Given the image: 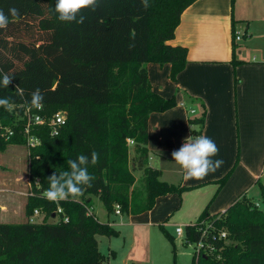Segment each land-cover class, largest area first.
I'll list each match as a JSON object with an SVG mask.
<instances>
[{
    "label": "trees",
    "instance_id": "16d2710c",
    "mask_svg": "<svg viewBox=\"0 0 264 264\" xmlns=\"http://www.w3.org/2000/svg\"><path fill=\"white\" fill-rule=\"evenodd\" d=\"M195 1L148 0L145 8L141 0H98L95 11L83 10V24H66L54 11L56 0H0L6 14L13 7L20 13L0 30V69L14 74L7 89L0 87V96L11 97L17 105L12 113L0 109V151L10 144H27L25 109L34 90L44 95V115L68 111L67 123L57 135H51L48 125L32 127L41 143L30 152L29 177L35 191L30 201L44 205L47 220L31 222L38 208L27 204L26 221L0 222V264H110L99 251L97 235L118 231L91 210V195L100 197L109 213L119 205L121 213L135 215L153 209L159 196L183 191L181 183L163 180L161 169L149 164L150 115L169 110L178 101L176 95L153 91L147 63H170L169 77L177 81L188 63V47L169 41L175 38L183 12ZM13 25L23 31L16 43L9 41ZM233 36L235 40V29ZM235 53L234 47L232 63L237 66L242 61ZM201 106V114L189 118L193 137L202 135L206 125L208 109L202 100ZM129 139L135 142V160L143 173L140 186L128 166ZM92 151L100 159L89 165L95 179L81 197L59 204L43 198L49 176L67 170L68 159ZM234 168L219 179L220 184ZM258 182L264 201V183ZM58 207L69 221L48 220ZM206 223L227 230L228 240L215 243L220 256L193 253L191 264H264V211L259 202L242 194L223 212L205 211L188 226L186 240L201 239L199 227Z\"/></svg>",
    "mask_w": 264,
    "mask_h": 264
},
{
    "label": "rangeland",
    "instance_id": "374dc122",
    "mask_svg": "<svg viewBox=\"0 0 264 264\" xmlns=\"http://www.w3.org/2000/svg\"><path fill=\"white\" fill-rule=\"evenodd\" d=\"M250 1L254 11L249 13L242 7L238 17L248 14L251 34L245 33L246 22H236L235 29L236 33L240 31L243 34L240 40L235 38L237 58L242 61L238 64L241 66L239 73L236 70L234 72L237 140L236 155L231 168L233 166L235 168L224 184L219 182L222 176L218 180L204 182L202 185L184 182L182 184L184 189L180 194L172 193L175 195L173 197H177L176 199L170 196L165 201H158L152 212L147 211L139 215L117 214L115 210L109 213L101 198L91 195L93 202L91 210L101 221L110 223L118 231L111 236L97 235L99 251L105 257H109L110 264H191L195 242L186 240L187 228L196 224L205 211L210 214L220 213L232 204L233 200L222 208L220 197H218L220 193L234 190L230 180L234 179L233 182L236 183L245 176L247 179L252 178L247 185L248 188L246 187L240 193H244L256 203L259 202L260 208L264 211L261 185L258 182L260 180L264 183V0ZM235 4L236 0L233 2L234 7ZM12 29L14 36L9 41L14 39L13 42L16 43L19 37H22V27L13 25ZM240 84L243 90L241 109L238 100ZM198 114L199 112L190 113V116ZM256 139L259 141L258 154H256L257 150L253 149ZM65 144L54 146L53 149L57 151ZM30 152L31 147L24 143L10 144L0 151V219L3 222L26 221L27 204L30 208L34 206L40 211L34 217L35 222L46 219V213L42 209L44 205L34 200L30 201V197L35 194L29 177ZM135 156V146L131 144L128 166L137 179L136 186H140L143 173L138 168ZM152 159H149V164L152 163L156 168L163 169L165 164L171 170L181 169L173 159L171 161ZM169 175L174 179L177 173L172 172ZM180 181L174 183L179 184ZM6 212L9 215H1ZM59 217H52L53 219L50 217L48 220L57 222ZM178 226L184 229V235L176 233ZM169 235L174 243L168 237ZM233 242L237 241L233 240Z\"/></svg>",
    "mask_w": 264,
    "mask_h": 264
},
{
    "label": "crops",
    "instance_id": "0c3cea01",
    "mask_svg": "<svg viewBox=\"0 0 264 264\" xmlns=\"http://www.w3.org/2000/svg\"><path fill=\"white\" fill-rule=\"evenodd\" d=\"M242 7L249 13L254 11L250 0H236L235 7L233 0H196L183 12L175 38L169 41L174 45L188 47V63L178 75L177 81H173L169 77L170 63L164 65L156 62L147 63L153 91L165 97L176 95L178 101L175 107L164 112H152L150 115L148 143L150 159H152L151 157H155L152 160L160 159L161 161L173 159L172 152L178 150L185 139L192 136V128L189 123L190 113L199 112L198 115L201 114L202 100L208 109L202 135L211 138L219 149L218 155L213 159L223 160L222 166L204 179L187 181L183 179L182 169L171 170L163 164L164 168L161 169L163 180L171 183L181 180L179 184L186 182L191 185H202L204 182L218 180L231 168L234 162L237 140L234 72L236 70L239 73L241 68L240 65L234 66L232 63L234 47L236 52V41L233 36V29L237 28L236 22H246L245 33L251 34L248 14L238 17V12ZM235 54L237 58V52ZM195 97L198 100L193 101L192 99ZM238 100L241 109L243 104L241 84ZM254 143L256 145L254 144L253 149L257 150L256 154H258V139ZM150 164L154 166L152 163ZM172 172L177 173L176 177L173 176L176 180L169 177V173ZM233 180L229 182L234 190L220 193L218 196L222 208L244 194L240 192L246 189L252 178L247 179L245 176L236 183ZM170 196L172 199L177 198L173 197L174 194L159 196L156 204L158 201H165ZM153 209L149 212H152ZM1 215L6 216L9 213H1ZM0 222L3 221L0 219Z\"/></svg>",
    "mask_w": 264,
    "mask_h": 264
},
{
    "label": "clouds",
    "instance_id": "9594fccd",
    "mask_svg": "<svg viewBox=\"0 0 264 264\" xmlns=\"http://www.w3.org/2000/svg\"><path fill=\"white\" fill-rule=\"evenodd\" d=\"M143 7L149 6L148 0H141ZM98 7V0H56L54 11L58 14V19L66 24H83L86 17L82 14L83 10L91 9L95 11ZM19 10L9 8L7 14L0 8V30H6L10 17L19 18ZM14 79V74L4 72L0 69V87L7 89ZM18 94L23 90L19 85L16 86ZM28 110H43L44 95L40 89L31 93L30 101L27 102ZM17 105L8 96H0V109L12 113ZM64 123V121H60ZM219 153L216 143L205 135L188 137L178 150L172 152L173 161L183 170V179L201 180L208 174L214 173L222 166L223 160L213 159ZM100 154L92 151L90 154H81L76 159L66 161L67 170L59 173L54 172L48 179V187L42 192L43 198L50 203L59 204L68 199H78L83 195L85 187H91L95 179L89 171V165L95 166L99 163ZM259 206V205H257Z\"/></svg>",
    "mask_w": 264,
    "mask_h": 264
},
{
    "label": "built area",
    "instance_id": "2783aa9c",
    "mask_svg": "<svg viewBox=\"0 0 264 264\" xmlns=\"http://www.w3.org/2000/svg\"><path fill=\"white\" fill-rule=\"evenodd\" d=\"M242 33L238 31L236 33V39L240 40L242 38ZM43 110L37 111L36 109L28 110V107L25 109V113L27 116V123L24 129V133L27 136V145L30 147L37 146L41 143L40 138L36 135L32 134V127L34 125H48L50 127L51 135H57L60 133L62 128L66 125L68 120V111L65 109H59L52 115H44L42 113ZM60 121H64V123H60ZM10 134L12 131L7 129ZM129 144H135L133 139L128 140ZM40 213L38 209H35L34 214L30 216L29 220L31 222H35L34 217ZM116 213L120 214L119 205L116 206ZM58 221H69V216L63 212L62 207H58L57 211L53 213L54 218H57ZM51 217V218H52ZM53 219V218H52ZM202 233L201 239L195 242V254L196 257H200L201 255L209 256V255H217L218 248L216 247V242L220 240L227 241L228 240V231L227 230H219L217 227L215 228L212 223H206L204 226L199 227ZM176 233L179 235H184L185 231L182 227L178 226L176 228Z\"/></svg>",
    "mask_w": 264,
    "mask_h": 264
}]
</instances>
